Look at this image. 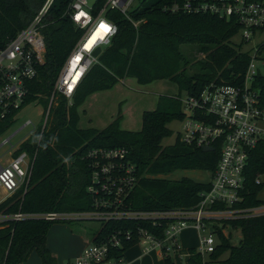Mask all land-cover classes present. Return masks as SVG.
Wrapping results in <instances>:
<instances>
[{
	"label": "trees",
	"instance_id": "obj_1",
	"mask_svg": "<svg viewBox=\"0 0 264 264\" xmlns=\"http://www.w3.org/2000/svg\"><path fill=\"white\" fill-rule=\"evenodd\" d=\"M183 0H142L141 7L132 11L131 19L118 11L108 16L119 28L111 45L99 57L76 93L73 105L61 97L53 106L48 128L39 129L31 141L24 142L14 153L27 152L33 160V170L27 193L17 192L0 206V212L17 213H81L94 210V197L88 192L92 184V165L87 154L93 149L124 147L129 159L138 169L139 183L129 198L130 207L140 211L190 209L197 206L200 195L210 190L211 183H197L190 178L172 179L185 170L209 171L214 175L220 159V149L205 153L181 143L164 147L171 138L169 125L184 119L179 97L160 99L157 109L145 112L140 132L122 131L120 114L107 128H81L80 105L97 92L113 89L121 80L134 78L140 85L169 81L187 96H199L212 82L241 85L251 56L242 44L235 42L239 35L236 20L213 15H188L164 12V7ZM45 0H0V48L28 27ZM70 0H58L43 30L46 38V62L39 75L29 84V96L24 107L38 102L49 108L56 79L83 32L67 16ZM133 22L140 23L138 27ZM197 47L202 59L191 60L184 48ZM200 58V57H199ZM196 72L189 73L190 65ZM264 107V77L254 85ZM14 124L11 118L1 126L5 133ZM264 175V143L254 149L246 170L241 210L264 206L259 192L264 185L256 183ZM58 221L29 220L13 224L0 235V252L9 251L7 264H23L37 255L43 264H56L47 238ZM242 232L239 246H233L223 229L217 228L219 244L211 256L212 264H264V215L245 216L221 222ZM95 241L100 242L120 231L141 225L158 234L149 222L130 220L101 223ZM136 241L124 244L120 255L135 246ZM186 264H203L197 248L189 249ZM165 264H174L165 257Z\"/></svg>",
	"mask_w": 264,
	"mask_h": 264
},
{
	"label": "built area",
	"instance_id": "obj_2",
	"mask_svg": "<svg viewBox=\"0 0 264 264\" xmlns=\"http://www.w3.org/2000/svg\"><path fill=\"white\" fill-rule=\"evenodd\" d=\"M57 1L45 0L31 24L0 48V130L11 118L15 123L25 108L30 82L37 78L40 67L46 62L47 45L43 30ZM135 1H70L67 16L83 36L56 79L46 122L41 127L30 120L25 122L11 137L0 140V149L7 145L10 149H19L25 141L12 144V139L28 127L34 128L32 135L39 129L43 134L48 128L51 109L58 105L61 97L68 100V105H73L87 75L99 64V57L118 34V25L109 18V12L118 11L132 20L130 13ZM164 12L234 19L239 24L240 44L249 47L244 50L251 56V61L241 85L212 82L198 97L188 96L186 101L181 100L184 113L183 127L178 136L181 143L201 150L211 147L214 151L216 146L220 149L210 190L201 193L199 204L190 209L135 210L130 207L129 198L139 183L138 169L129 159L128 150L124 147L93 149L87 154V159L93 168L88 192L95 199L94 210L81 213L1 211L0 235L13 224L29 220L144 221L152 224L159 233L136 225L133 229L91 243L72 264H127L125 254L120 255V251L125 243L131 241L142 245L144 253L161 250L164 258H172L177 264L175 256L182 250L180 235L191 227L201 233L197 249L203 264H212L210 258L220 243L217 226H222V221L264 215V206L245 210L236 208L242 201L250 154L264 143V107L254 88L259 77L255 63L264 62V0H183L166 5ZM133 23L138 27L139 23ZM99 49L100 56L94 57ZM3 134L0 133V137ZM14 153H11L9 163L0 162V190L7 193L0 206L22 189L25 195L31 180L33 160L30 155L23 152L15 156ZM256 183L263 184L260 176ZM8 254L9 251L5 255L0 252V264H7Z\"/></svg>",
	"mask_w": 264,
	"mask_h": 264
},
{
	"label": "rangeland",
	"instance_id": "obj_3",
	"mask_svg": "<svg viewBox=\"0 0 264 264\" xmlns=\"http://www.w3.org/2000/svg\"><path fill=\"white\" fill-rule=\"evenodd\" d=\"M141 4L142 0H136L132 7V11L139 9ZM235 42L238 44L241 43L240 36L235 37ZM244 49L248 50L249 47H244ZM184 53L193 61H195V59L204 58V55L199 53L197 47L184 48ZM255 65L259 76L264 77V62L257 61ZM196 69V66H193L192 63L188 70L189 73L192 74L196 72ZM173 97H179L181 100L186 101L188 96L186 92L180 93L178 87L169 81L162 80L149 85H140L134 78L123 79L113 89L92 94L86 99L84 104L80 105V127L93 128L101 131L107 128L121 114L123 116L120 124L121 130L137 133L142 129L143 114L145 112L156 110L160 99L166 100ZM48 112L49 109H45V107L38 102L26 106L19 113L15 123L2 135V137H0V140L11 137L25 124V122L29 120L37 127L44 126ZM169 127L173 131V135L171 138L163 141L164 147L176 143L183 125L181 121H174ZM33 129L32 126L24 129L12 139V144H17L22 140L26 143L30 142L33 136ZM10 148V145H7L0 149V158L6 154L5 157L0 160L2 164H7L11 160V153L14 149ZM170 178H190L197 183H209L212 178V173L209 171L185 170L174 173ZM260 179L264 185V175H260ZM6 196L7 193L0 190V203L6 198ZM259 199L264 201V187L259 192ZM100 226L101 224L99 222L89 220L60 221L55 223L50 229L47 238V246L56 253L61 254L63 258L70 257L73 255L71 251L76 245H79L81 236L83 237V235L92 228H100ZM217 227L223 229V233L230 238L233 246L240 245L242 240L241 230L233 229L231 226L224 225ZM200 235L201 233L191 227L181 233L180 244L182 250L175 256L177 264H183L186 262L188 258V249L199 247ZM141 247L143 246L141 245ZM138 250L139 249H136V251ZM141 251L144 252L143 249H141ZM154 251L162 254L161 250ZM154 251L148 253H153ZM155 255L156 254L150 257ZM153 262H155V264H164L159 256L158 258L155 257ZM23 264L42 263L40 262V258L35 254Z\"/></svg>",
	"mask_w": 264,
	"mask_h": 264
},
{
	"label": "crops",
	"instance_id": "obj_4",
	"mask_svg": "<svg viewBox=\"0 0 264 264\" xmlns=\"http://www.w3.org/2000/svg\"><path fill=\"white\" fill-rule=\"evenodd\" d=\"M17 149H14L13 151H16ZM99 227H95L92 228L91 230H89L88 232H86L83 237L81 236V241L79 243V245H76V247L71 251L72 252V256L70 257H66L63 258V256L59 253H56L54 250H52L50 247L49 250L52 254V256L56 259V264H72L73 261L81 255V253L83 252V250L90 245L91 243H93L95 241V235L96 232L99 230ZM136 249H139L138 251H136ZM141 249L144 250L143 247H141L140 245H135L132 248H130L128 251H126L125 253V260L127 264H155L154 258H158V256L163 260L164 264H165V258L164 256L159 253V252H153V253H144L143 251H141ZM191 249V248H190ZM189 251V249H188ZM143 252V253H142ZM156 254L153 257H150L152 255ZM188 260V258H187ZM187 260L185 263H187ZM40 262L42 263L41 259ZM43 264V263H42Z\"/></svg>",
	"mask_w": 264,
	"mask_h": 264
},
{
	"label": "water",
	"instance_id": "obj_5",
	"mask_svg": "<svg viewBox=\"0 0 264 264\" xmlns=\"http://www.w3.org/2000/svg\"><path fill=\"white\" fill-rule=\"evenodd\" d=\"M101 54V49L97 50L95 53H94V57H99ZM204 152H210V151H213V149L211 147H206L203 149Z\"/></svg>",
	"mask_w": 264,
	"mask_h": 264
}]
</instances>
